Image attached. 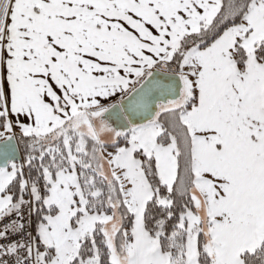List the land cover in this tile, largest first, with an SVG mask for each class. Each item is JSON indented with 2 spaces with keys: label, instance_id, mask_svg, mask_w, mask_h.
Masks as SVG:
<instances>
[{
  "label": "snow or ice",
  "instance_id": "snow-or-ice-1",
  "mask_svg": "<svg viewBox=\"0 0 264 264\" xmlns=\"http://www.w3.org/2000/svg\"><path fill=\"white\" fill-rule=\"evenodd\" d=\"M0 264H264V0H0Z\"/></svg>",
  "mask_w": 264,
  "mask_h": 264
}]
</instances>
